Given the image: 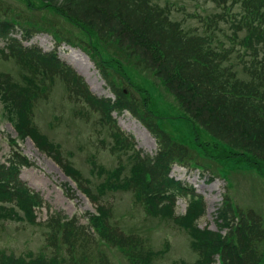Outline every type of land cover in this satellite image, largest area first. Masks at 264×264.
Masks as SVG:
<instances>
[{
	"label": "trees",
	"instance_id": "obj_1",
	"mask_svg": "<svg viewBox=\"0 0 264 264\" xmlns=\"http://www.w3.org/2000/svg\"><path fill=\"white\" fill-rule=\"evenodd\" d=\"M35 1L52 9L54 17L77 25L83 37L63 35V29L50 19L0 8V41L4 43L0 61L16 70L0 71V101L16 134L8 140L10 153L0 164V224L15 221L39 226L35 211L46 207L19 177L22 168L32 165L19 149L26 139L54 161L74 183L76 189L70 191H79L96 211L88 213L87 224L61 213L51 215L40 223L47 231L45 244L37 252L16 256L0 250V264H108L101 247L118 251L128 264H158L155 261L166 250L154 251L136 232L119 231L108 196L122 192L131 194L134 207L145 216L171 221L185 231L196 255L192 264H214L216 256L220 264H262V217L252 209L234 207L225 193L215 211L217 230L200 229L203 198L171 178L170 172L179 165L217 175L219 168L233 162L264 177V0H210L218 12L203 19L202 33L171 18L170 0H164L163 6L151 0ZM26 2L32 10L34 5ZM224 23L232 31L223 35L230 48L216 37ZM18 30L22 39L15 37ZM40 32L53 34L58 43H81L114 100L96 98L83 78L55 53L23 46L24 40ZM234 46L240 47L235 63L231 61ZM137 75L152 77L156 92L161 85L163 92L157 99L174 100L177 121L191 128V141L178 130L174 137V131L158 126L147 106H138L133 95L137 87L129 85ZM57 82L77 113L97 116L95 127L107 129L109 123L111 143L117 150V155L109 150L117 158L115 168L106 169L90 158L92 177H84L70 161L72 153L64 156L61 146L40 131L35 109L41 100L49 99ZM144 91L142 97L149 98ZM123 111L153 135L154 156L136 150L132 138L118 130L111 115ZM211 148L221 149L222 154L209 155ZM181 198L186 199V209L176 215L175 204Z\"/></svg>",
	"mask_w": 264,
	"mask_h": 264
},
{
	"label": "rangeland",
	"instance_id": "obj_2",
	"mask_svg": "<svg viewBox=\"0 0 264 264\" xmlns=\"http://www.w3.org/2000/svg\"><path fill=\"white\" fill-rule=\"evenodd\" d=\"M26 1L34 5L32 10ZM151 1L164 5V0ZM169 5L172 7L171 18L173 20L181 21L184 27L198 30L199 33L203 32V19L218 12L210 0H170ZM1 7L12 9L9 13L14 11L22 16L34 14L36 17L50 19L57 26V29H63V35L83 37L82 31L77 25L69 24L58 16L54 17L52 9L44 8L38 1L0 0ZM220 27L222 31L217 33L216 37L223 43L224 47L230 48L228 39L223 36L232 32L230 24L224 23ZM52 35L51 33L40 32L30 41L23 42V46L38 48L43 53H50L56 45ZM15 37L23 38L20 30L17 31ZM84 40L87 42V39L84 38ZM79 44V46L73 47L66 46V44L58 46L56 49L58 59L80 75L70 60L71 51L64 50V46L74 49L78 53L81 63L87 64L89 67L88 72H85V77L93 90L90 89L85 77L80 76L87 84L90 92L98 99L114 100L108 85L99 74L95 64L90 60L89 52L81 46V43ZM3 46L4 43L0 41V48ZM233 48L234 53L231 61L235 63L237 62L236 53L240 47L234 46ZM0 71L16 72L12 64L1 61ZM146 78H143L142 75L133 76L132 83H129L131 87H137L133 95L137 99L138 106H147L158 126L167 132L174 131V137H177L178 130L180 135H185L191 141L193 139L191 128H187L183 126L181 121H177V108L174 107V100L168 96L157 99V94L163 92L161 85L159 84V89L156 92L153 90L156 81L152 77L146 76ZM98 86L100 87L98 88ZM64 91L63 86L57 82L49 99L39 102L35 109L36 124L51 141L61 146L64 156L68 152L72 153V157L69 159L84 177H92L87 162L89 156H93L97 163L106 169L115 168L117 158L109 152V150H113L112 152L117 155V150H114V142L111 143L113 141L110 139L111 131L97 125L95 127L92 123L97 120V116L87 110H82L90 115V120L86 122L80 112H75L76 107L70 104L69 98L66 97L67 93ZM142 91L149 94L150 97H142ZM145 99H148V103L144 104ZM5 116L0 101V164L5 162L10 153L8 140L16 138L13 125ZM112 118L116 120L119 131L132 138L131 141L136 150L149 156L155 155L157 149L155 138L137 118L132 117L127 112L112 114ZM19 146L21 155L27 157L32 164L31 167L21 169L20 178L29 188L38 192L46 204V207L36 210V222L43 223L51 215L61 213L67 218L76 217L81 224H87L88 213H95V205L90 203L80 192L69 191L70 189L75 190V185L71 179L65 176L49 157L39 152L29 139L20 142ZM208 154L219 156L222 154V150L211 148ZM231 166H237V169L230 171L228 167ZM228 167L219 168L216 176L221 178H216L212 182L208 181L209 176L206 173L201 175L199 171H188L179 166H174L170 175L203 197L205 214L198 221L200 229L217 230L215 211L221 205L225 193L230 197L234 207H239L245 211L252 209L257 212L262 217L264 225V177L248 167L245 169V165L242 163L235 164L232 162L228 164ZM210 175L216 177L214 174ZM108 200L114 209L113 216L116 225L121 228L119 231L126 230L140 234V237L147 241V244L154 251L165 250L164 245L166 244L165 254L155 263L192 264L196 260V255L190 251V240L185 231H179L173 222L145 216L140 208L134 207L130 193H116L108 196ZM185 209L186 200L179 199L175 204L176 215L184 214ZM46 230L43 226H30L22 222L8 221L2 223L0 224V250H4L7 254L13 253L16 256L27 251L37 252L45 244L44 231L46 232ZM101 249L107 254L108 264H128L118 251L104 247ZM262 249L264 251V245ZM262 264H264V260Z\"/></svg>",
	"mask_w": 264,
	"mask_h": 264
},
{
	"label": "bare ground",
	"instance_id": "obj_3",
	"mask_svg": "<svg viewBox=\"0 0 264 264\" xmlns=\"http://www.w3.org/2000/svg\"><path fill=\"white\" fill-rule=\"evenodd\" d=\"M66 49H68V50H70L71 51V55H70V60H71V62L74 64H72L73 65V67L76 69V71L80 74V75H82V76H84L85 77V72H88V66H87V64H83V63H81V60L78 58V53L74 50V49H71V48H69V47H66V46H64V50H66ZM84 70V71H83ZM85 79H86V77H85ZM86 81H87V83L89 84V82H88V80L86 79ZM89 86H90V89L91 90H93V88L91 87V85L89 84ZM100 86H98V88H99Z\"/></svg>",
	"mask_w": 264,
	"mask_h": 264
}]
</instances>
